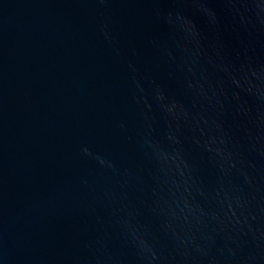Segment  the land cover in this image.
<instances>
[{"label":"water","instance_id":"water-1","mask_svg":"<svg viewBox=\"0 0 264 264\" xmlns=\"http://www.w3.org/2000/svg\"><path fill=\"white\" fill-rule=\"evenodd\" d=\"M0 264H264V0H0Z\"/></svg>","mask_w":264,"mask_h":264}]
</instances>
